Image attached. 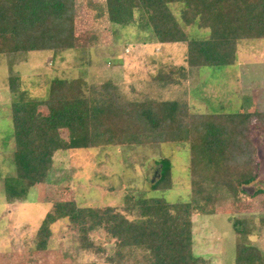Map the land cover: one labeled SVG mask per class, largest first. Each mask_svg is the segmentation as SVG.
Wrapping results in <instances>:
<instances>
[{"label":"trees","instance_id":"trees-1","mask_svg":"<svg viewBox=\"0 0 264 264\" xmlns=\"http://www.w3.org/2000/svg\"><path fill=\"white\" fill-rule=\"evenodd\" d=\"M173 3L180 4L178 15ZM105 8L110 23L142 21L159 42H185L186 63L192 68L235 64L242 41L264 39V0H105ZM75 10V0H0V52L76 49ZM190 25L208 29V36L191 38L185 30ZM87 49L82 56L87 57ZM21 84V77L12 75L10 93L23 96ZM85 85L83 79L53 78L45 112L33 102L12 104L15 174L4 181L8 199H25L32 187L45 183L59 150L152 141L187 144L191 198L170 202L128 195L122 209L64 202L43 219L39 249H45L51 225L67 217L83 233L84 249L104 250L87 240L94 230L103 229L114 239V252L106 259L111 264H126L129 248L149 253L148 264H210L194 252L193 215L216 214L219 195L227 189L233 192L229 205L243 203L246 189L259 176L260 159L251 130L264 131V110L191 113L177 99L128 101L116 90L87 94ZM159 164L160 177L151 188L170 189L172 161L163 157ZM249 195L252 200L264 195V188ZM250 222L233 220L238 235L234 264H264V252L248 242Z\"/></svg>","mask_w":264,"mask_h":264},{"label":"rangeland","instance_id":"rangeland-1","mask_svg":"<svg viewBox=\"0 0 264 264\" xmlns=\"http://www.w3.org/2000/svg\"><path fill=\"white\" fill-rule=\"evenodd\" d=\"M75 3L76 49L61 53L0 52V264H111L106 259L114 252V239L103 229L94 230L86 238L104 250L84 249L83 233L67 217L51 225L45 249H39L38 230L43 219L64 202L122 209L128 195L163 197L170 202L191 198L187 144L152 141L59 150L54 153L46 182L32 187L25 199L10 201L4 181L15 174L12 104L33 102L47 111L45 100L53 78L83 79L87 94L116 90L128 101L177 99L191 113L264 110V39L242 41L235 64L192 68L186 63L185 42H159L142 21L110 23L105 0ZM171 6L178 15L180 4ZM185 30L191 38L209 34L208 29L196 25L185 26ZM87 47L84 57L82 52ZM12 75L21 77L23 96L10 93ZM255 92L259 93L258 102ZM251 135L260 171L257 181L246 189L243 203L229 205L233 192L227 189L219 195L216 214L193 215L194 252L210 264L235 263V218L250 219L248 242L264 252V195L253 200L249 195L264 188V131L252 128ZM64 136L68 137L67 133ZM163 157H169L173 164L172 187L153 190L151 184L160 177ZM148 254L129 248L126 264H148Z\"/></svg>","mask_w":264,"mask_h":264},{"label":"crops","instance_id":"crops-1","mask_svg":"<svg viewBox=\"0 0 264 264\" xmlns=\"http://www.w3.org/2000/svg\"><path fill=\"white\" fill-rule=\"evenodd\" d=\"M254 88H252V90H253ZM261 91V89L259 90V92ZM248 92H249V90H248ZM250 92H251V89H250ZM252 93V92H251ZM256 94H255V97H257V100H256V102H258L259 101V96H258V94L259 93H257V92H255Z\"/></svg>","mask_w":264,"mask_h":264}]
</instances>
